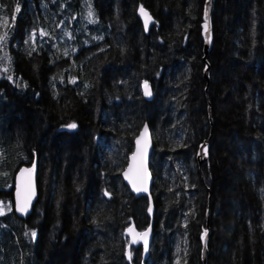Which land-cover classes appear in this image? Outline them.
Instances as JSON below:
<instances>
[{
  "label": "trees",
  "instance_id": "trees-1",
  "mask_svg": "<svg viewBox=\"0 0 264 264\" xmlns=\"http://www.w3.org/2000/svg\"><path fill=\"white\" fill-rule=\"evenodd\" d=\"M204 2L0 0V264H264V0L214 1L208 79ZM145 122L146 252L128 230L149 227L148 198L121 176ZM34 159L18 216L14 176Z\"/></svg>",
  "mask_w": 264,
  "mask_h": 264
},
{
  "label": "water",
  "instance_id": "water-1",
  "mask_svg": "<svg viewBox=\"0 0 264 264\" xmlns=\"http://www.w3.org/2000/svg\"><path fill=\"white\" fill-rule=\"evenodd\" d=\"M215 0H205L203 6L201 35L203 39V61L205 67L203 69V77L208 79L209 62L207 60L208 52L213 44V25L212 11ZM143 9V13L141 11ZM147 14V16L144 15ZM138 14L143 22L145 31L155 22V18L148 9L141 7ZM147 21V22H146ZM147 85V87H146ZM142 93L144 98L152 97V89L149 82L142 85ZM147 93V94H146ZM153 148V140L150 127L147 122L143 123L141 129L134 139V147L128 156V162L121 172L122 179L128 185L131 192L136 196L145 195L148 198L147 213L150 218V225L146 230L139 231L130 228L128 234L134 243L142 244L146 252L152 239V221L154 217V204L151 194L152 173L150 170V154ZM209 155V138L200 143L196 157L198 163H203L208 159ZM139 189V190H137ZM37 161L33 160L31 165L21 166L14 176V192H13V208L18 216H26L31 212L33 204L37 199ZM209 227L204 230L202 235L203 242V259L207 253V237Z\"/></svg>",
  "mask_w": 264,
  "mask_h": 264
},
{
  "label": "snow or ice",
  "instance_id": "snow-or-ice-1",
  "mask_svg": "<svg viewBox=\"0 0 264 264\" xmlns=\"http://www.w3.org/2000/svg\"><path fill=\"white\" fill-rule=\"evenodd\" d=\"M141 11H142V13H143V9H141ZM92 15H93V12H92L91 9H89V17H91ZM144 15L147 16L146 13H144ZM146 22H147V21H146ZM4 23L7 24V20H6V19H5ZM6 36H7V33H5L4 35L0 36V41L5 40V39H6ZM9 78H11V77H9ZM146 87H147V85H146ZM146 94H147V93H146ZM69 127L74 128V127H76V125H75V124H71V125H69ZM137 190H139V189H137ZM0 214H3V210H2V209H0ZM32 235L35 236V233H32Z\"/></svg>",
  "mask_w": 264,
  "mask_h": 264
}]
</instances>
